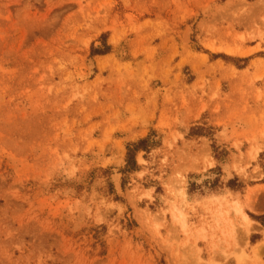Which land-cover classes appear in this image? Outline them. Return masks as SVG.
I'll use <instances>...</instances> for the list:
<instances>
[{"label":"rangeland","instance_id":"rangeland-1","mask_svg":"<svg viewBox=\"0 0 264 264\" xmlns=\"http://www.w3.org/2000/svg\"><path fill=\"white\" fill-rule=\"evenodd\" d=\"M262 215L264 0H0V264H264Z\"/></svg>","mask_w":264,"mask_h":264},{"label":"trees","instance_id":"trees-1","mask_svg":"<svg viewBox=\"0 0 264 264\" xmlns=\"http://www.w3.org/2000/svg\"><path fill=\"white\" fill-rule=\"evenodd\" d=\"M139 144H132L128 147V167L134 162V152L138 149ZM264 224V215L256 217Z\"/></svg>","mask_w":264,"mask_h":264},{"label":"bare ground","instance_id":"bare-ground-1","mask_svg":"<svg viewBox=\"0 0 264 264\" xmlns=\"http://www.w3.org/2000/svg\"><path fill=\"white\" fill-rule=\"evenodd\" d=\"M215 259V258H214Z\"/></svg>","mask_w":264,"mask_h":264}]
</instances>
